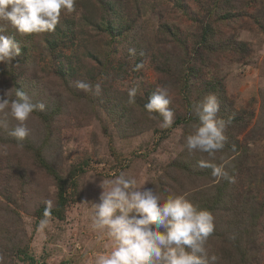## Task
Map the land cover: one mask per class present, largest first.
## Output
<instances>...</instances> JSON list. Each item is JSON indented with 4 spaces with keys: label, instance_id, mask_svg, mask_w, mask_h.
I'll list each match as a JSON object with an SVG mask.
<instances>
[{
    "label": "rangeland",
    "instance_id": "374dc122",
    "mask_svg": "<svg viewBox=\"0 0 264 264\" xmlns=\"http://www.w3.org/2000/svg\"><path fill=\"white\" fill-rule=\"evenodd\" d=\"M4 26L25 49L0 63V95L9 90L13 99L19 88L47 108L31 114L23 141L0 129V264H29L26 254L35 264H95L112 241L91 227L92 205L99 181L120 172L211 210L215 230L205 246L217 264H264V0H76L55 32L22 36ZM58 32L64 59L53 60L49 40ZM76 80L100 82L101 95L85 94ZM158 85L170 88L171 128L143 107ZM208 93L219 117L243 120L228 124L217 153L230 159L234 183L217 182L198 167L207 154L184 147ZM37 151L66 178L63 217L49 214L43 229V207L57 206L58 186Z\"/></svg>",
    "mask_w": 264,
    "mask_h": 264
},
{
    "label": "clouds",
    "instance_id": "9594fccd",
    "mask_svg": "<svg viewBox=\"0 0 264 264\" xmlns=\"http://www.w3.org/2000/svg\"><path fill=\"white\" fill-rule=\"evenodd\" d=\"M76 0H0V63L10 64L21 54V46L12 35H5L4 24L20 35L55 32L62 14L75 11ZM135 55V49H129ZM75 87L85 94L100 96L102 84L76 80ZM139 84L128 89L127 104L135 103ZM13 99L9 90L0 95V129L18 141L29 135L26 121L35 111H45L43 100L33 102L22 89L15 90ZM168 85H158L143 105L150 118L158 113L163 117L162 128H171L174 112ZM198 117L191 131L184 137L189 154L206 153L197 161L198 167L211 169V175L229 183L235 177L227 171L230 159L217 157L225 149V130L230 120L218 116L220 102L214 93H208L194 108ZM17 123L9 127L7 117ZM234 147V146H233ZM219 159L220 163H216ZM101 189L98 202L92 205L93 230L106 234L112 241L111 250L95 256V264H217L218 257L209 255L206 243L215 230L211 210L200 208L188 198V193L162 196L147 182L120 172L112 179L98 183ZM49 213L40 221L39 228L48 224Z\"/></svg>",
    "mask_w": 264,
    "mask_h": 264
},
{
    "label": "trees",
    "instance_id": "16d2710c",
    "mask_svg": "<svg viewBox=\"0 0 264 264\" xmlns=\"http://www.w3.org/2000/svg\"><path fill=\"white\" fill-rule=\"evenodd\" d=\"M108 29H109V27H108ZM110 30H111V28H110ZM206 32L207 33H206L205 37H208V38L211 37L212 38L213 32L211 31L210 27H207ZM62 35H64L63 32H58L57 33L58 37H54V38H51L49 40L50 51L52 54H54L53 60H57V59L59 60L60 58H62L63 52H60V48L66 44V41L60 37ZM47 39H49V38H47ZM204 42L207 45V38L204 39ZM24 49H25L24 46H21V51H23ZM62 59H64V58H62ZM61 72H64V71L62 69V65H59V69L57 70V73H61ZM208 89L210 91H213L212 89H215V85L212 84V87L211 88L209 87ZM227 120H230L234 126H235V124L238 125L239 123H241V121L243 122V120H241V116H234V115H230L227 118ZM36 156L38 157L39 163L43 167H45L50 172L51 175H53L54 179L57 181V186H58L57 206L53 209L48 208V207H43V211H42L41 215H45V212L47 211L49 214L55 215L57 217H63L64 208H65V205L67 203L65 196H64V192H65L64 190L66 187V183H65L66 178L61 177L56 172V170L50 164L47 163V161L42 157L40 151L36 152ZM26 255H27L26 258H28V260H29V264H35L36 263V260L34 259L33 256H31L29 254H26Z\"/></svg>",
    "mask_w": 264,
    "mask_h": 264
}]
</instances>
